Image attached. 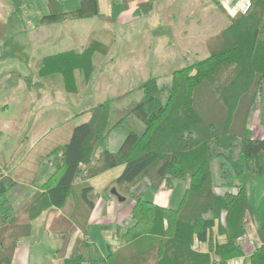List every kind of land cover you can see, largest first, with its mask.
Listing matches in <instances>:
<instances>
[{"label":"trees","instance_id":"trees-1","mask_svg":"<svg viewBox=\"0 0 264 264\" xmlns=\"http://www.w3.org/2000/svg\"><path fill=\"white\" fill-rule=\"evenodd\" d=\"M12 2L20 10L23 1ZM249 2L245 12H236L207 38L205 58L174 69L167 85L154 76L144 80L142 99L111 127V99L85 111L88 119L73 124L68 138L55 147L53 171L19 204L0 192V264L11 262L19 238L31 234L34 218L49 207L62 210L70 196L74 206L55 215L49 230L61 242L58 264L87 261L86 225L94 205L90 179L114 170L110 181L120 191L144 176L153 191L162 184L171 189L174 181L185 188L174 208L136 199L119 245L91 264H228L244 255L241 240L248 218L255 215L247 185L264 173V137L254 138L247 126L264 87V0ZM47 9L41 23L89 14L83 5L66 11L62 0H47ZM6 32L0 23V45ZM106 51L91 41L80 51L43 57L38 71L61 73L65 89L74 91V70L88 79L93 53ZM164 90L162 101L158 93ZM112 132L120 137L117 146L98 150ZM256 234L259 242L247 264H264V221Z\"/></svg>","mask_w":264,"mask_h":264},{"label":"crops","instance_id":"crops-1","mask_svg":"<svg viewBox=\"0 0 264 264\" xmlns=\"http://www.w3.org/2000/svg\"><path fill=\"white\" fill-rule=\"evenodd\" d=\"M22 1L20 10H17L12 0H0V23L5 25L7 31L5 39L0 45V51L6 46L10 33L24 35L33 30L37 32L34 43V48L37 50L49 47L55 49L54 47L66 45L63 46L65 47L63 50L48 52L42 54L40 58L32 60L40 77L60 75L65 89L61 73L39 74L38 63L43 57L70 50L80 51L87 47L91 41H96L107 48L104 54L93 53V69L88 79L84 78L80 69L74 70L75 90H65L78 94L88 89V86L80 88V82L83 81L82 83L88 85V81L92 80V75L95 72L100 74L99 78L104 77L103 80L107 78L106 73L110 72L121 78H127L131 74L138 77V81H144L149 76L160 79L159 73L162 69L160 65H184L187 61L192 62L205 58L208 55L207 38L225 28L230 23L231 17L241 11L246 0H96V14L93 12L95 7L92 0H62L66 11L83 5L89 14L81 18H66L51 23L40 22V18L48 12L47 0ZM31 8L36 12L30 14ZM32 15H38V18L33 20ZM167 71H169L168 68L166 73ZM55 80L58 79L54 78L53 81ZM128 91L125 88L115 92L110 98H105L102 94L100 97H96L93 102L86 100L72 111L55 118L43 130L31 132L30 137L27 138L28 153L41 136L58 123L67 120V116L88 110L107 99L112 100L108 116V127H111L129 110L133 103L134 99L131 97L133 93ZM21 94L17 104L18 108H22L26 101L24 91ZM117 96L118 98H115ZM260 101L259 105L256 104L252 107L247 121V126L254 138L264 137V87ZM87 102L88 104H86ZM8 106L4 105L5 108ZM111 115L115 117L112 123L109 120ZM255 119H257V123ZM70 131L71 127L63 131V136L58 132L54 133L50 144L66 140ZM113 135L116 136L114 132L110 133L109 142ZM63 137L65 138L63 139ZM105 144L101 143L98 149H104ZM28 153H24L23 157L14 163L0 162V192L5 191L14 202L26 198L27 190L35 187L37 183H41L53 165L52 159L42 160L39 154L29 157ZM107 173L90 179V184L96 195L86 225L87 261L83 264H91L92 259L104 257L119 245L122 231L131 223V210L134 201L138 198H146V194L151 190L149 181L144 178L129 190L128 195L130 196L122 195L125 199L119 201L110 192L112 186L107 192L104 190L105 184L101 188V178ZM31 180H34L33 184L30 182ZM13 182L15 185L11 186ZM173 184L171 189L163 185L158 191L152 190L157 193L154 200L151 201L166 207H176L185 188V183L174 181ZM172 190L176 191L174 193L177 194V197ZM20 196L24 197L19 200ZM68 207L67 201L64 209ZM60 212L59 208L49 207L31 221V234L19 238L9 264H58L56 251L61 242L57 235L49 230V225L53 217ZM260 224V222H255L251 228L248 224L246 225V233L241 240L244 255L230 259L228 264H247L248 257L254 247H250L248 244L250 238H248V234L250 235L248 232H253L254 236H257L256 230ZM79 232L77 231L76 234ZM256 240L254 241L255 245L257 244Z\"/></svg>","mask_w":264,"mask_h":264},{"label":"rangeland","instance_id":"rangeland-1","mask_svg":"<svg viewBox=\"0 0 264 264\" xmlns=\"http://www.w3.org/2000/svg\"><path fill=\"white\" fill-rule=\"evenodd\" d=\"M35 12V9H30V14H33ZM31 18L33 20H36L38 18V15H32ZM36 34L37 32H35L34 30L24 35L10 33L6 41V46L2 51H0V130L2 132L0 135V162L2 163H14L17 162L18 159H21L24 153H28L27 138L30 137L31 132L43 130L46 126H49L50 122L55 120V118L72 111V109H75L78 106L82 105V102L86 100H88V102H93L96 97H100L102 94H104L105 98H110L113 94H115V92H118L119 90L125 88L129 90L128 92L133 93V96L131 97L135 101L133 100L131 106L134 103L139 102L143 97L142 90L140 88V85L143 81H138V77H134L131 74H129L127 78H121L116 77L110 72L106 73L107 78L106 80H103L104 77L99 78L100 74H97L98 72H95L96 74L93 73L92 75V80L88 81V85L87 83H82L83 81L80 82V88L88 86V89L85 91H81L78 94L74 92H67L63 88V83L60 75L40 77L34 68L32 60L34 58H40L42 54H46L48 52L63 50L65 48L63 46L66 45L54 47L55 49L49 47L40 48L37 50L36 48H34ZM187 63L191 62L187 61L186 63H184V65ZM184 65H160L162 69L159 73L160 79H158V84L167 85V83L169 82L171 70L177 69ZM167 68L169 69V71H167L166 73ZM101 75L103 74L101 73ZM54 78L58 80L53 81ZM22 91H24V94L26 95V101L23 105L24 108L20 107V109L18 108L17 104L20 101ZM158 96L162 101H164L167 97V91L164 90L163 92L158 93ZM115 98H118V96ZM88 102L86 104H88ZM260 103L261 101L257 105H259ZM6 104L9 105L7 108L4 107V105ZM85 111L73 113L72 115L70 114L69 116H67V120L63 121L62 123H58V125L49 129L43 136L39 138L37 143H35L33 147H31L28 153L29 157H32L35 154H39L42 160H46V158L47 160H51L53 158V151L55 147L60 144H50L55 135L54 133L58 132L61 136H63V131L68 130L73 124H76L83 119L87 120L89 115ZM114 118V116H110L109 120L111 123L114 121ZM255 121L257 123V119H255ZM260 128L263 129V127L261 126ZM108 137L103 142L106 143V147H116L120 139L119 135H113V138L110 139V142L108 141ZM64 138L65 137H63V139ZM82 167H84V165H82ZM52 168L50 172L53 171ZM50 172H48V174ZM114 175H116L115 170L108 172L103 178H101V188L104 184L105 187H107L106 189L104 188L105 192L108 191L110 186L117 189L116 185L110 181ZM144 178L147 179V177L144 176L140 178V180H138L135 185ZM81 179L82 175L79 176L78 181H80ZM30 182L33 184L34 180H31ZM163 185L164 184H162L159 189ZM31 190L32 188H29L26 195H28ZM129 190L120 191L117 189V191L121 195H128ZM172 192L177 197V194H175L176 191L172 190ZM247 192L250 202L255 208V215L248 218L249 221L247 224L251 228V225L255 222L262 223L264 221V173L252 184L248 183ZM156 193L150 190L146 194V198H148L149 200H154V196ZM95 195L96 192H93V197H95ZM171 195L172 194H170V197H172ZM23 197H21L19 200H21ZM21 201L15 202V204H19ZM128 201H130V198H128ZM68 203L69 207L65 209L63 208L61 211L70 210L74 206L72 196L69 197ZM248 233H250V235L248 234V238L250 237L248 240V244L250 245V247H253L255 246L254 241L256 239L257 243L259 242L258 237L256 235L254 236L253 232ZM204 245L205 244H201L199 248L205 249ZM197 246L198 243L194 242V247Z\"/></svg>","mask_w":264,"mask_h":264},{"label":"water","instance_id":"water-1","mask_svg":"<svg viewBox=\"0 0 264 264\" xmlns=\"http://www.w3.org/2000/svg\"><path fill=\"white\" fill-rule=\"evenodd\" d=\"M110 192H111L114 196H116V198H117L119 201H123V200L125 199V197L122 196V195L117 191V189H116L115 187H112V188L110 189Z\"/></svg>","mask_w":264,"mask_h":264},{"label":"built area","instance_id":"built-area-1","mask_svg":"<svg viewBox=\"0 0 264 264\" xmlns=\"http://www.w3.org/2000/svg\"><path fill=\"white\" fill-rule=\"evenodd\" d=\"M249 5H250L249 0H246L244 3V6L241 9V12H245L247 10V8L249 7Z\"/></svg>","mask_w":264,"mask_h":264}]
</instances>
